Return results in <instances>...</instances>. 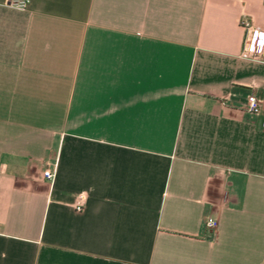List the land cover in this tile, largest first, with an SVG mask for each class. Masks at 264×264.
I'll list each match as a JSON object with an SVG mask.
<instances>
[{
  "label": "crops",
  "instance_id": "1",
  "mask_svg": "<svg viewBox=\"0 0 264 264\" xmlns=\"http://www.w3.org/2000/svg\"><path fill=\"white\" fill-rule=\"evenodd\" d=\"M0 264H264V0H0Z\"/></svg>",
  "mask_w": 264,
  "mask_h": 264
},
{
  "label": "built area",
  "instance_id": "2",
  "mask_svg": "<svg viewBox=\"0 0 264 264\" xmlns=\"http://www.w3.org/2000/svg\"><path fill=\"white\" fill-rule=\"evenodd\" d=\"M29 3H30V0H10V4L18 8H21V9L26 8ZM243 24L248 29L251 27L250 21L244 20ZM262 35H263L262 31L259 30L257 32V39L256 41H254V43L251 38H246V41L244 44L245 51H249L251 48H254L255 50H257L259 48ZM246 109L248 112L252 114H259L262 109V100L255 93H249L247 95ZM44 175L48 180L53 181L54 176H55V171L48 168L44 171ZM75 206H76L77 211L83 210V207H84L83 196L77 197ZM205 225L208 229H211L214 231L218 227V221L214 217L209 216L205 221Z\"/></svg>",
  "mask_w": 264,
  "mask_h": 264
}]
</instances>
